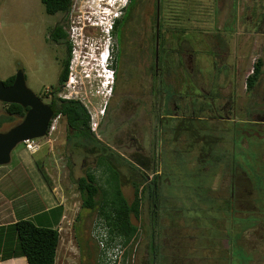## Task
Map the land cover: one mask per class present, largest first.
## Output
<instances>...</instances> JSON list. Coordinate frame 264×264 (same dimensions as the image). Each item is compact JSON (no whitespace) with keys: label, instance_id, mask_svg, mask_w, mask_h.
Wrapping results in <instances>:
<instances>
[{"label":"rangeland","instance_id":"1","mask_svg":"<svg viewBox=\"0 0 264 264\" xmlns=\"http://www.w3.org/2000/svg\"><path fill=\"white\" fill-rule=\"evenodd\" d=\"M96 1L72 0L68 13L49 16L41 0H0V80L21 65L33 90L44 82L56 87L66 45L44 36L63 22L72 56L59 97L80 101L98 123L91 131L101 145L83 143L58 116L49 135L37 139L39 152L21 143L4 166L22 179L34 173L38 181L54 180L66 198L56 264H264V0H161L165 51L158 62L156 0L138 1L121 43L108 31L123 15L118 4ZM108 46L117 76L112 88L97 64ZM259 61L262 72L249 90ZM7 107L0 102V132L21 122L6 119ZM103 147L113 154L108 161L128 202L142 174L147 184L161 177L157 224L152 228L146 190L133 219L138 234L128 245L109 240L100 206L82 207L77 181L87 172L108 193L115 187L112 172L105 176L99 166ZM21 182L25 193L29 183ZM232 185L235 212L225 209Z\"/></svg>","mask_w":264,"mask_h":264},{"label":"trees","instance_id":"2","mask_svg":"<svg viewBox=\"0 0 264 264\" xmlns=\"http://www.w3.org/2000/svg\"><path fill=\"white\" fill-rule=\"evenodd\" d=\"M45 7L46 12L55 16L59 13H68L72 6V0H41ZM139 0H129L128 5L123 10V15L116 19L112 25V30L110 33L116 35L121 43L124 37V30L127 22L130 20L133 10L137 5ZM156 18L158 22V0H156ZM60 32L59 41H67L68 45V55L65 62L64 72L61 75L60 85L57 88V92L61 90V85H63L69 78V70L72 56V45L68 39L67 34L62 31L61 28L56 27L53 29V34L55 32ZM164 33L159 31V41H158V51L155 49V55L159 56V53L164 52ZM155 42L157 44V33L155 35ZM157 53V54H156ZM159 59V58H158ZM159 61V60H158ZM112 68L114 69L113 63ZM262 72V62H257L254 66L253 74L247 79L248 89L252 90L257 80ZM115 78L116 70L114 72ZM13 79H8L5 84H12ZM7 114L9 115L6 119L12 120L13 116L25 114V109L17 104H7ZM55 115L54 119L58 116L64 117L67 122L68 128L74 132L78 139H83V143L97 142L101 145L94 133L91 131V117L88 110L77 100H66L58 98L54 104ZM190 130V129H189ZM182 132V130H180ZM80 142V140H79ZM104 150L103 154L99 157V166L103 169V173L106 176L108 173L112 172L113 186L114 189L112 194L108 193L107 190L103 189L102 185L99 184L97 175L89 171L86 176L81 177L77 181L78 190L82 198V207L88 210H94L100 206V214L104 220V224L107 226L111 238L109 240L115 241L116 239H121L124 245H128L137 236L138 227L134 225L133 219H139L142 212V198L144 192L147 190L151 200V226L155 227L157 224V209L160 195L159 193V182L161 178L156 177L154 180L147 184L148 176L144 173L142 174L143 180L139 183H135V198L132 202H128L124 197L122 192V185L119 183L120 173L111 164V160L108 161L109 157L113 154L107 152L109 149L102 148ZM110 155V156H108ZM149 161L143 159V168L148 167ZM141 169L140 167H138ZM146 186V188H145ZM141 188V190H140ZM159 193V195H158ZM100 194L103 196L102 203L98 199ZM112 195V196H111ZM114 197V198H110ZM230 207V204H226V208ZM229 209V208H227ZM159 216V215H158ZM100 224V225H101ZM216 224V223H215ZM99 225V226H100ZM98 226V228H99ZM17 233L18 243H19V255L25 256L27 258L28 264H56L57 252L60 244V233L56 229L41 228L36 226L33 222L28 220L18 221L13 227ZM219 228V227H218ZM102 242L106 239H100ZM151 252L153 254L152 262H155L158 254V247L154 246V239H151L150 244Z\"/></svg>","mask_w":264,"mask_h":264},{"label":"crops","instance_id":"3","mask_svg":"<svg viewBox=\"0 0 264 264\" xmlns=\"http://www.w3.org/2000/svg\"><path fill=\"white\" fill-rule=\"evenodd\" d=\"M5 168L0 166V264H28L27 258L18 254L14 225L28 220L38 227L58 230L63 239L69 207L59 188L53 187L54 180L38 181L34 173L25 174L26 179H22L21 173L12 176L13 171ZM21 181L29 183L25 193L21 192L25 188Z\"/></svg>","mask_w":264,"mask_h":264},{"label":"water","instance_id":"4","mask_svg":"<svg viewBox=\"0 0 264 264\" xmlns=\"http://www.w3.org/2000/svg\"><path fill=\"white\" fill-rule=\"evenodd\" d=\"M158 41L159 21L157 23V51ZM0 102L30 108L22 122L7 132H0V166H5L10 164L11 154L19 144L47 136L54 111L26 85L22 71L17 75L14 85L10 87H6L0 80Z\"/></svg>","mask_w":264,"mask_h":264},{"label":"flooded vegetation","instance_id":"5","mask_svg":"<svg viewBox=\"0 0 264 264\" xmlns=\"http://www.w3.org/2000/svg\"><path fill=\"white\" fill-rule=\"evenodd\" d=\"M42 2V1H41ZM44 6V5H43ZM45 8V7H44ZM161 10H162V7H161V0H158V21H160V15H161ZM45 13L47 14V15H49L47 12H46V10H45ZM49 16H51V15H49ZM158 23V22H157ZM59 26V28H61L62 29V31H64L65 33H66V31H65V26H64V24H63V22H56L55 24H54V26L52 27V29H50V28H48L47 30H46V35L44 36L45 37V42L46 43H51V44H53V45H55V46H59V45H66V55H65V57H64V59H63V61L61 62V65H60V75H59V78H58V85L55 87L54 85H46V83L44 82V83H42L43 85L40 87V88H38L37 90H33L32 88H30V86H29V78H28V74L26 73V71H25V69H24V67L23 66H21L20 65V67H18L17 69H16V73H14L13 75H10L6 80H4L3 81V83H4V85L6 86V87H10V86H12V85H14V83H15V81H16V79H17V75L19 74V72L20 71H22L23 72V74H24V77H25V81H26V85L36 94V96L44 103V104H46V105H49L50 107H51V109L54 111V115H55V108H54V104H55V102H56V100L58 99V98H62V99H66V100H73V99H70L69 98V96L68 95H66V96H62V97H59V93L61 92V90H62V88L64 87V85L66 84V82L63 84V85H61L60 87H61V90L59 91V92H57L56 90H57V88L59 87V85H60V79H61V75L63 74V72H64V68H65V62H66V59H67V55H68V45H67V41L65 40V41H59V39H61L60 38V32L58 31V32H55L54 34H53V29L54 28H56V27H58ZM159 26H160V24H159ZM102 54V53H101ZM101 54H100V57H101ZM100 57H99V60H100ZM10 78H12L13 79V81H12V84H10V85H6L5 84V82L8 80V79H10ZM18 105V104H17ZM22 107V106H21ZM24 108V107H23ZM25 109V114L23 115V116H21V115H16V117H18V118H20V120H21V122L23 121V119L25 118V116H26V114H27V112L29 111V109L30 108H24ZM61 117V116H60ZM53 120H54V117H53V119L51 120V122H50V126H49V129L51 128V126H52V124H53ZM47 135H49V131H48V134ZM234 171H232L231 172V175L234 177V176H236L237 175V172H238V170L237 171H235L234 173H233ZM236 187H235V185H232V202L230 203V206L231 207H229V210H230V212L232 211V212H235L236 210H234V206H235V203H234V201L235 200H233V198H235V192H233V190L235 189ZM228 208V207H227ZM227 208H226V204H225V209L227 210Z\"/></svg>","mask_w":264,"mask_h":264},{"label":"clouds","instance_id":"6","mask_svg":"<svg viewBox=\"0 0 264 264\" xmlns=\"http://www.w3.org/2000/svg\"><path fill=\"white\" fill-rule=\"evenodd\" d=\"M107 1V2H106ZM102 2H106L105 5H111V6H116L117 4V8L120 10L121 14H123V10L124 8H126V6L129 3V0H103ZM121 16L116 14L113 18H112V23L108 29L109 33L112 30V25L113 23L116 21V19L120 18ZM80 28V27H79ZM100 63L98 64V67H100V70H98L99 72V76H101L103 78V85L105 86V88H109L113 85V82L115 80V75H114V80L112 78V74L111 71L113 70L112 68V63H113V57L111 55V52L109 50V46L107 47V49L102 52L101 57H100ZM110 76V78H109ZM106 82H109L108 84H106Z\"/></svg>","mask_w":264,"mask_h":264},{"label":"built area","instance_id":"7","mask_svg":"<svg viewBox=\"0 0 264 264\" xmlns=\"http://www.w3.org/2000/svg\"><path fill=\"white\" fill-rule=\"evenodd\" d=\"M111 74H112L111 76H112V78L114 80V70L111 71ZM71 75H72V73H71ZM109 78H110V76H109ZM71 80H72V77L70 78L69 82H71ZM108 83L109 82H106V84H108ZM90 127H91L92 131L96 132V130L98 128V123L97 122H93V120H92ZM23 144H25V147H26L27 150H29L31 152H34V153L39 152V150L41 148L40 144H38L37 140H27V141L23 142Z\"/></svg>","mask_w":264,"mask_h":264},{"label":"bare ground","instance_id":"8","mask_svg":"<svg viewBox=\"0 0 264 264\" xmlns=\"http://www.w3.org/2000/svg\"><path fill=\"white\" fill-rule=\"evenodd\" d=\"M94 1H96V0H94ZM99 1H101V2H100V5H101V3H102L103 0H98V2H99ZM96 4H98L97 1H96Z\"/></svg>","mask_w":264,"mask_h":264}]
</instances>
